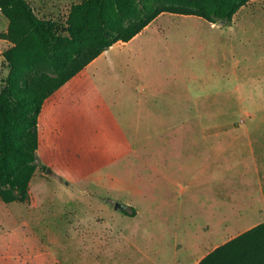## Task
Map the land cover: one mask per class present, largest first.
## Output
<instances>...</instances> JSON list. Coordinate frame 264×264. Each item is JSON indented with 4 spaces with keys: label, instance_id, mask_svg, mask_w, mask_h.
<instances>
[{
    "label": "rangeland",
    "instance_id": "rangeland-1",
    "mask_svg": "<svg viewBox=\"0 0 264 264\" xmlns=\"http://www.w3.org/2000/svg\"><path fill=\"white\" fill-rule=\"evenodd\" d=\"M77 1L35 9L63 26ZM146 27L121 47V67L103 68L126 84L86 77L52 95L29 200L0 198V264H187L209 251L196 246L223 235L199 223L208 213L189 183L190 131L264 114V0H250L230 24L163 12ZM7 28L0 10V32ZM10 45L0 37L2 78Z\"/></svg>",
    "mask_w": 264,
    "mask_h": 264
},
{
    "label": "trees",
    "instance_id": "trees-1",
    "mask_svg": "<svg viewBox=\"0 0 264 264\" xmlns=\"http://www.w3.org/2000/svg\"><path fill=\"white\" fill-rule=\"evenodd\" d=\"M250 0H80L64 25L40 16L29 0H0L11 45L0 65V198H30L37 169L38 121L45 100L118 41H128L163 12L230 24ZM134 215L135 208H133ZM197 264H264V222L209 251Z\"/></svg>",
    "mask_w": 264,
    "mask_h": 264
},
{
    "label": "crops",
    "instance_id": "crops-1",
    "mask_svg": "<svg viewBox=\"0 0 264 264\" xmlns=\"http://www.w3.org/2000/svg\"><path fill=\"white\" fill-rule=\"evenodd\" d=\"M29 1L34 8L36 3L48 6L54 2V0ZM56 1L65 4L70 0ZM141 34L139 32L128 41L114 43L52 95L55 97L62 95L64 89L70 87L74 81L86 77L93 83L99 80L103 82L109 80L107 86L116 89L119 88L118 84H126L120 81L115 86L114 81L104 78L103 68L121 67L125 56L121 47L130 45ZM52 95L45 100L39 114V121L47 108L56 109V98L49 106ZM190 120L194 122L230 121L229 118L222 116L204 114H195L190 117ZM235 121L236 119L226 126L220 123L216 125L199 124L200 127L195 128V131L194 129L190 131L189 183L198 187L197 195L193 197L195 202L201 199L202 194L205 195L204 199L196 203V208L208 213L206 220L199 221V223L206 232L223 234L209 237L207 244L195 247L199 250L209 249L211 251L236 235L264 222V128H261L264 124L262 123L264 114L242 113L237 120V125ZM252 121H259L262 125L252 124ZM181 190L185 191L186 186H182ZM195 222L197 224V221ZM209 251L201 254L200 257H197V252L192 253L193 257L187 264L194 263L195 255L198 259L194 264H197ZM179 261V264H182L181 258Z\"/></svg>",
    "mask_w": 264,
    "mask_h": 264
},
{
    "label": "water",
    "instance_id": "water-1",
    "mask_svg": "<svg viewBox=\"0 0 264 264\" xmlns=\"http://www.w3.org/2000/svg\"><path fill=\"white\" fill-rule=\"evenodd\" d=\"M53 171L51 168L48 167V172H51ZM116 208L118 207H124V204H122L121 202H116V205H115Z\"/></svg>",
    "mask_w": 264,
    "mask_h": 264
}]
</instances>
